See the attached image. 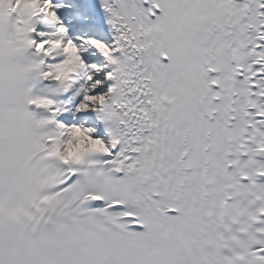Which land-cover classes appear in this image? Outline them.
<instances>
[{
  "label": "bare ground",
  "instance_id": "obj_1",
  "mask_svg": "<svg viewBox=\"0 0 264 264\" xmlns=\"http://www.w3.org/2000/svg\"><path fill=\"white\" fill-rule=\"evenodd\" d=\"M42 9L46 10L49 6V0H40ZM71 10V9H70ZM77 15L76 10H71ZM80 19L76 18L75 21L71 22V25H61L54 21V25H58L60 33L64 36H68L69 32L75 29L76 24H79ZM89 33H79L76 38L77 43L75 46H65V51L79 55L82 61L87 66L89 73V89L86 97L83 100L82 105L78 110V115L85 114L91 109L99 100L104 98V93L101 90V74L103 71L102 60L103 53L110 51V46L106 41H94L89 36ZM93 129L86 121H81L79 126L74 131H64V137L62 140L63 150L66 155L70 154L77 147L86 146L88 144L94 146H102V140H92L88 137V133L92 132Z\"/></svg>",
  "mask_w": 264,
  "mask_h": 264
}]
</instances>
